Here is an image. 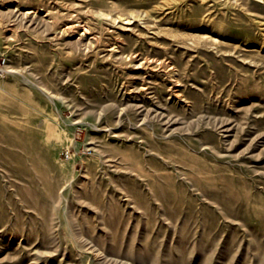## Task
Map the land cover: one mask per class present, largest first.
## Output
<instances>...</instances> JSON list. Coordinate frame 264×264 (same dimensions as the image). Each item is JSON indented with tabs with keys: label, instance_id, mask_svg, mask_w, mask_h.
Listing matches in <instances>:
<instances>
[{
	"label": "rangeland",
	"instance_id": "1",
	"mask_svg": "<svg viewBox=\"0 0 264 264\" xmlns=\"http://www.w3.org/2000/svg\"><path fill=\"white\" fill-rule=\"evenodd\" d=\"M0 264H264V0H0Z\"/></svg>",
	"mask_w": 264,
	"mask_h": 264
},
{
	"label": "bare ground",
	"instance_id": "2",
	"mask_svg": "<svg viewBox=\"0 0 264 264\" xmlns=\"http://www.w3.org/2000/svg\"><path fill=\"white\" fill-rule=\"evenodd\" d=\"M119 17H120V15H119ZM122 19H127V17H122ZM127 21H129V20L127 19ZM127 21H126V22H127Z\"/></svg>",
	"mask_w": 264,
	"mask_h": 264
}]
</instances>
